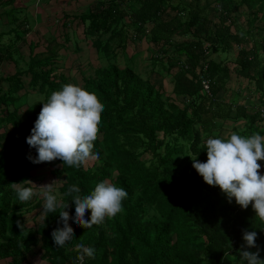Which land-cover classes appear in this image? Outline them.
<instances>
[{
  "label": "trees",
  "instance_id": "trees-1",
  "mask_svg": "<svg viewBox=\"0 0 264 264\" xmlns=\"http://www.w3.org/2000/svg\"><path fill=\"white\" fill-rule=\"evenodd\" d=\"M169 2L139 0L134 18L128 21L119 3H107L83 16L88 21L86 33L94 36L93 45L108 57L111 51L105 47L110 42L121 46L125 36H147L153 62L163 64L167 74L174 68L172 95L127 65L109 64L83 78L81 87L104 106L92 150L98 155L79 169L60 159L48 162L49 172L59 182L57 198L68 204L65 210L74 217L75 205L64 195L71 185L87 196L96 184L108 181L124 188L128 196L122 201L123 210L100 225L84 228L70 219L74 236L63 247L51 235L62 227L59 212L63 209L48 213L46 219L41 215L38 223L27 227L23 216L30 210L29 203L18 200L13 183L29 177L33 163L28 157L36 155V149L26 138L43 102L61 90L66 79L57 71L55 55L48 53L47 58L31 51L26 68L0 77V258L20 264L35 247L48 264H79L75 246L83 244L95 250V258L85 257L83 264H242L239 253L243 231L248 230L257 232L256 244L264 259V222L251 205L242 209L235 198L229 203L218 186L205 183L192 161L207 160L205 143L210 137L227 138L232 132L264 135V128L255 124L264 116L261 106L251 112L244 104L219 98L231 73L246 82V90L264 96V63L258 60L264 54V0ZM166 7L175 14L163 20ZM108 31L109 41L100 43L99 37ZM174 35L189 37L174 42ZM253 39L255 44L249 45ZM233 45L231 64L209 58L230 51ZM200 75L209 82L208 95L202 93ZM29 88L40 89L44 98L22 110L25 103L18 100ZM242 118L248 122L245 129L233 127L221 136L219 130L227 121ZM258 163L264 174V161ZM42 201V197L35 199L37 206ZM90 215L87 210L85 219Z\"/></svg>",
  "mask_w": 264,
  "mask_h": 264
},
{
  "label": "clouds",
  "instance_id": "clouds-1",
  "mask_svg": "<svg viewBox=\"0 0 264 264\" xmlns=\"http://www.w3.org/2000/svg\"><path fill=\"white\" fill-rule=\"evenodd\" d=\"M104 106L94 93L75 84H65L61 90L53 91L43 107L31 134L26 142L35 148L37 155L29 159L34 164L53 162L60 159L64 165L79 169L97 158L93 153L94 141L98 139L101 113ZM207 160L201 162L192 158L193 167L202 176L205 183L218 186L225 194L229 203L235 202L242 209L251 205L255 216L264 222V174L259 171L264 161V135L253 133L242 136L235 132L227 138H208L205 143ZM31 186H24V185ZM55 181L36 185L31 180L13 183L18 200L26 203L34 196L40 195L44 200L41 215L44 219L48 213L56 212L58 208L60 223L51 233L54 243L63 247L74 236V230L69 220L84 227L102 224L106 218L115 217L123 210L122 201L128 193L122 187H117L108 181L96 184L90 195L81 196V189L76 185L68 187L64 193L70 196L75 205V215L70 217L68 204H63L54 193ZM39 188V191L36 189ZM90 210V219H85V213ZM18 226L22 227V224ZM256 231H243L244 245L239 253L242 264H264L260 258V248L256 244ZM255 248L256 251L249 249ZM79 264L84 258H95V250L77 244Z\"/></svg>",
  "mask_w": 264,
  "mask_h": 264
},
{
  "label": "crops",
  "instance_id": "crops-1",
  "mask_svg": "<svg viewBox=\"0 0 264 264\" xmlns=\"http://www.w3.org/2000/svg\"><path fill=\"white\" fill-rule=\"evenodd\" d=\"M139 0H0V77L10 75L14 71L26 68L30 51L32 53H41L43 56L48 53L55 55V66L57 71L62 73L67 84L81 86L83 78L91 77L94 70L105 67L109 64H115L123 67L129 63L132 69L142 78H150L155 83L162 85L165 94H171V73L167 74L163 69V64L153 62L151 56L152 44L147 36L140 39H129L124 37L123 44L116 45L114 41L110 42L108 47L110 55L99 53L96 46L93 45L94 36L86 33L88 21L84 20L90 12L102 9L107 3L115 6L116 3L124 11L125 20L133 19V12L136 13L140 4ZM187 3V0H170L171 5H180ZM203 7V6H200ZM114 15V13H111ZM175 14V10L166 7L161 17L163 20ZM84 16V17H83ZM242 19V18H241ZM242 21V20H241ZM132 29V28H131ZM148 29V27H147ZM149 30V29H148ZM132 31V30H129ZM147 31V30H145ZM99 37L100 43L109 41L110 31ZM107 37H109L107 39ZM187 35H174V42H184L188 40ZM256 41H248L252 44ZM255 44V43H254ZM156 47V46H154ZM236 45L228 52L212 53L210 57L214 61L231 64L234 62ZM260 55V57H259ZM258 55L259 63H264V54ZM120 57V58H119ZM54 58V57H53ZM159 58V56L157 57ZM23 61L24 68H17V60ZM128 66V65H127ZM152 76V77H151ZM226 83L225 90L219 92V98L230 103L244 104L251 112L256 108L264 110V96L254 90H246V82L231 73ZM27 78V77H26ZM25 80V79H24ZM6 86H4V89ZM27 93L39 94L44 98L40 89L29 88ZM172 95V94H171ZM35 102V101H34ZM31 102L22 106L26 109ZM261 106V107H260ZM261 117H259L260 119ZM258 119V120H259ZM256 125L264 128V116ZM248 122L243 118L236 120L235 123L227 121L219 130L222 137L236 130H243ZM233 133V132H232ZM34 168V165H33ZM31 171L29 172V178ZM24 186H28L27 184ZM35 196L29 200L30 210L23 216L27 227L38 223L36 219L37 209L41 206L35 203ZM34 211L33 214H30ZM41 219V214H40ZM32 223V224H31ZM41 251L38 248H32L25 254L24 260L20 264H48L40 256ZM0 264H14L9 258H0Z\"/></svg>",
  "mask_w": 264,
  "mask_h": 264
},
{
  "label": "rangeland",
  "instance_id": "rangeland-1",
  "mask_svg": "<svg viewBox=\"0 0 264 264\" xmlns=\"http://www.w3.org/2000/svg\"><path fill=\"white\" fill-rule=\"evenodd\" d=\"M260 57V55H259ZM120 58V57H119ZM17 62V68H24L25 66L23 65V61H20L19 59L16 61ZM128 66L132 67L129 63H127ZM152 77V76H151ZM40 94V93H39ZM37 94H29L26 92L25 95H22L19 100L18 103L24 104L25 102L27 104L31 103V102H38L40 100H42L41 96ZM34 102V103H35ZM20 105V104H17ZM19 108V107H18ZM21 110V109H20ZM23 110V109H22ZM37 155V152H36ZM36 155L31 154L32 157H35ZM146 155H144L143 157H145ZM48 162H44V163H39V164H34V168L31 170V177H24L21 179V182L24 180H31L32 182H34L36 185H44V184H48L51 183L53 181H55V186H54V193L57 194V189L56 187L59 186V182L51 175V173L49 172L50 168L48 167ZM31 186V185H28ZM36 191H39V188L36 189ZM42 196L37 195L35 196L36 199L41 198ZM32 200V199H31ZM44 202V200L42 201V203ZM40 208H38L36 211V219L39 221L40 220ZM34 211H31L30 214H33ZM27 215V213L25 214V216ZM32 224V223H31Z\"/></svg>",
  "mask_w": 264,
  "mask_h": 264
},
{
  "label": "built area",
  "instance_id": "built-area-1",
  "mask_svg": "<svg viewBox=\"0 0 264 264\" xmlns=\"http://www.w3.org/2000/svg\"><path fill=\"white\" fill-rule=\"evenodd\" d=\"M198 79H199V82L201 85L202 93L208 95L209 94V82H208V80L203 75H200Z\"/></svg>",
  "mask_w": 264,
  "mask_h": 264
}]
</instances>
